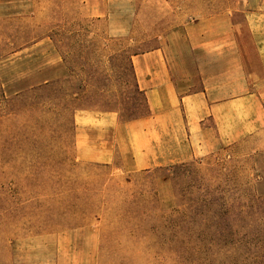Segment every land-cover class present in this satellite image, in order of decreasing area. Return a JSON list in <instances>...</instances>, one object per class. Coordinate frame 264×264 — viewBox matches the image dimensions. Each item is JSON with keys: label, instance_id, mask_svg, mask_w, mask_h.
Masks as SVG:
<instances>
[{"label": "rangeland", "instance_id": "obj_1", "mask_svg": "<svg viewBox=\"0 0 264 264\" xmlns=\"http://www.w3.org/2000/svg\"><path fill=\"white\" fill-rule=\"evenodd\" d=\"M3 6L0 264H177L151 230L164 237L228 229L253 239L213 251L211 263L264 264V148L242 139L145 172L133 169L117 132L130 121L128 108L146 113L135 119L150 113L135 91L134 54L167 44L176 58L211 57L215 69V58L230 53L264 77V0H11ZM197 80L183 88L196 90ZM184 162L221 199L225 214L204 220L175 211L185 204L168 169ZM129 200L138 204L133 210H125ZM147 200L155 211L141 214Z\"/></svg>", "mask_w": 264, "mask_h": 264}, {"label": "crops", "instance_id": "obj_2", "mask_svg": "<svg viewBox=\"0 0 264 264\" xmlns=\"http://www.w3.org/2000/svg\"><path fill=\"white\" fill-rule=\"evenodd\" d=\"M10 1L0 4L5 7ZM2 19L0 14V38ZM171 47L166 44L131 57L150 112L117 126L133 169L186 161L242 139L264 148V77L230 53L215 58L216 68L211 69V57L189 52L176 58ZM196 80L200 86L196 90L183 88ZM162 146L166 151L160 150ZM165 156L167 161H159Z\"/></svg>", "mask_w": 264, "mask_h": 264}, {"label": "trees", "instance_id": "obj_3", "mask_svg": "<svg viewBox=\"0 0 264 264\" xmlns=\"http://www.w3.org/2000/svg\"><path fill=\"white\" fill-rule=\"evenodd\" d=\"M135 91L137 94L144 96L143 92L138 88L137 83L135 84ZM126 113L127 120H132L146 114L142 112L140 108L138 110V108L134 107L128 108ZM170 170L174 173L172 179L175 183V193L179 196L183 204H185L183 211L178 209L175 211L180 212L183 216L192 214L202 218L209 217V219L217 212L221 211L222 214H225V211L227 212V209L223 210L224 203H222L221 199H215L213 197L214 193L209 190L210 188L207 185L204 186L201 180L195 176L197 171L194 170L192 164L186 162L180 163L168 169V171ZM145 172H149V170H145ZM182 175L187 176V180L184 183L185 185L179 184L181 182L178 183V179ZM193 177H195V179H193ZM186 193H190L192 196L185 201L182 199L181 195ZM126 204L125 210L127 207V210H133L136 205H138L135 200H129ZM132 205H134V207H132ZM142 208L141 214L155 211L154 203L151 200L145 201L144 205L142 203ZM139 209L141 210V208ZM203 219L205 220V218ZM150 233L156 237V246L160 249H164L165 254L173 257L177 264H214L211 263L210 259L215 255L213 251L215 252V250L223 248L225 245H233L234 248H238L248 244L250 239H253L252 236H249V240L245 239V235H237L235 231L229 229L227 231H215L212 233H205L202 230H197L192 232L194 234L184 232V234H172V236L164 237H159L160 235L157 236V232L154 230H151Z\"/></svg>", "mask_w": 264, "mask_h": 264}]
</instances>
